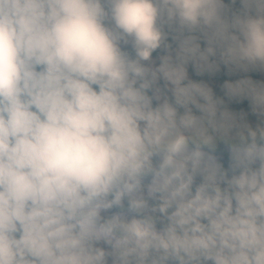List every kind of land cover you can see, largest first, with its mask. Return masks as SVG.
Here are the masks:
<instances>
[{
	"label": "clouds",
	"instance_id": "obj_1",
	"mask_svg": "<svg viewBox=\"0 0 264 264\" xmlns=\"http://www.w3.org/2000/svg\"><path fill=\"white\" fill-rule=\"evenodd\" d=\"M0 264H264V0H0Z\"/></svg>",
	"mask_w": 264,
	"mask_h": 264
}]
</instances>
